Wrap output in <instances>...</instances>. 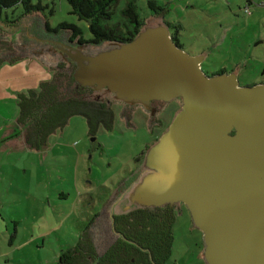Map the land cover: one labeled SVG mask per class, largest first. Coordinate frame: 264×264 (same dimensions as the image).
<instances>
[{
	"label": "rangeland",
	"instance_id": "374dc122",
	"mask_svg": "<svg viewBox=\"0 0 264 264\" xmlns=\"http://www.w3.org/2000/svg\"><path fill=\"white\" fill-rule=\"evenodd\" d=\"M37 1L33 0L34 3ZM41 1L48 7L43 15L32 16L34 23L38 20L43 26L45 20L55 28L67 21L81 26L85 38L91 37L88 23L71 13L67 0ZM158 2L167 5L164 16H159L166 22L182 25L178 38L183 49L191 55L207 53L202 68L209 75L226 69L237 74L240 85L264 81V0ZM119 3L123 6L125 0ZM138 7L142 17L148 19L152 16L154 9L148 0H138ZM23 10L22 5L8 9L7 22L13 24L12 21L19 20ZM119 14L116 13L114 18ZM30 16L21 17L17 29L0 21V56L20 55L17 51L23 47L20 34L35 35L34 31L31 33L26 29L32 24ZM43 29L56 35L48 32L45 25ZM170 30L175 31L173 27ZM58 35L68 37L70 32ZM107 45L104 43L102 49ZM88 46L93 50L97 48ZM8 52L14 53L7 56ZM42 59L49 68L54 67V60L44 56ZM61 81L65 87L66 83ZM40 87L39 84L36 90L40 91ZM15 95L0 102V126L10 125L16 115L19 117L20 107ZM92 97L100 100L95 92ZM104 102L110 104L115 114L112 129L101 125L92 136L87 131L86 118L75 115L69 120L64 136L51 137L42 145V148L50 145L51 151L22 150L14 143L6 149L1 147L3 142L0 141V264H56L63 252L86 242L98 246L97 256L106 251L105 234H99L98 226L89 230L88 226L98 213L105 211L107 204L104 200L118 189L117 175L121 173V177L127 179L137 170L135 167L139 165L146 146L167 130L179 110H175L178 109L175 102L165 106L159 116L165 124L158 128L141 106L132 110L131 124L126 121L124 103L108 102L107 99ZM4 111H7L5 116ZM23 131L26 135L27 129L23 127ZM61 140L66 142L62 145ZM80 152H86L87 156L82 155L80 159ZM89 156L92 158L87 160ZM86 163H89L88 171ZM78 166L80 178L75 186L74 174ZM87 177L93 185L86 188ZM68 187V197L59 198L60 192L63 189L68 191ZM173 232L174 247L167 264H207L203 257L204 235L193 223L189 209L178 211Z\"/></svg>",
	"mask_w": 264,
	"mask_h": 264
},
{
	"label": "water",
	"instance_id": "95a60500",
	"mask_svg": "<svg viewBox=\"0 0 264 264\" xmlns=\"http://www.w3.org/2000/svg\"><path fill=\"white\" fill-rule=\"evenodd\" d=\"M79 44L76 54L67 46L74 77L100 100L181 105L107 205L126 212L183 203L203 232L207 264H264V82L240 85L233 71L209 75L206 53L185 51L158 15L130 41L106 42L93 54Z\"/></svg>",
	"mask_w": 264,
	"mask_h": 264
},
{
	"label": "trees",
	"instance_id": "16d2710c",
	"mask_svg": "<svg viewBox=\"0 0 264 264\" xmlns=\"http://www.w3.org/2000/svg\"><path fill=\"white\" fill-rule=\"evenodd\" d=\"M67 1L71 6V13L88 23L91 37L85 38L81 26L67 21L59 23L55 28L49 22H45V20L43 25H45L48 32L55 34L69 31L70 38L78 40L79 43L87 42L102 45L106 42L130 41L146 24L147 17L141 16L138 0H125L123 6H120L119 2L121 0ZM148 3L154 9L151 12L152 15L164 16L167 8L166 4L161 5L158 0H148ZM19 5H22L24 9L19 19L31 14L43 15L48 7V4H44L41 0L36 3L33 0H0V21L6 22L8 20L7 10ZM117 5L118 9L116 8ZM53 11L52 8L51 12ZM119 12L118 18L115 19V14ZM166 23L169 27L174 28L175 31H171V34L175 42L180 47H183V43L178 38L182 25L180 23ZM220 72H228V70L221 69L212 73V75ZM58 76L61 77V75ZM40 86V91L29 89L28 94L23 93L18 96L20 114L17 124L18 127L27 129L25 141L32 148L41 149L42 145L48 141L50 135L56 130L64 128L75 115H83L86 118L90 135H95L101 125L113 128L115 114L107 102L87 98L84 94L82 95L81 88L79 90L76 88L64 89V84L55 74L52 79L41 82ZM90 90L91 92L96 91L94 88ZM142 213L146 215V213ZM131 238L136 244L151 248L153 260L156 262L162 258H166L168 261L171 257L174 247L173 229H167L161 236L151 237L150 239L139 235H133ZM86 244L80 243L72 249L63 252L56 264H90V259L95 260L96 264H139V261L153 264L151 260H148L147 253L140 255L141 258L139 259L136 256L137 253L132 250V245L122 239L117 240L100 256L92 255L91 252L95 249L93 247L90 249L84 248ZM88 250H91V252ZM133 257L136 260L133 261Z\"/></svg>",
	"mask_w": 264,
	"mask_h": 264
},
{
	"label": "flooded vegetation",
	"instance_id": "af4514ba",
	"mask_svg": "<svg viewBox=\"0 0 264 264\" xmlns=\"http://www.w3.org/2000/svg\"><path fill=\"white\" fill-rule=\"evenodd\" d=\"M35 15L36 14H31L30 18H31L32 24L26 28L31 33H33L34 31L35 35H29L27 33H24L22 35L21 33L20 34V37H21L20 44H23V47L25 49H23V47L20 46L22 49L19 48V50L23 51V53L30 52L36 55H41L42 57L44 56V58H50L54 60L55 61V64H53L54 67L51 68L52 75L54 76L55 74V76L58 77V79L64 80V82L66 83L64 89L76 88L77 90H79L81 88L80 90H81L82 95L84 94V96H86L87 98H93L92 94L94 91L91 92L90 90V89L93 90V88L91 86L81 85L75 79L74 71L77 68V62L71 57L70 54L67 53V50H68L67 46L68 47L74 46L73 54H76L75 49H78L80 47L78 40L76 39L72 40L70 36L61 37L58 34L50 35L46 33L43 29L44 25L41 26V23H39L38 20H36L34 23L32 16L35 17ZM7 21H9V19L6 20V22ZM12 22L13 24H10L8 22L7 23L8 25H11L13 26V28L15 27L17 29L20 25V19L16 21L14 20ZM31 37H34V38L31 39ZM81 44L84 45L83 52L89 53V54H93L96 51L101 50L102 45H103V44L96 45L99 48L97 47L95 50H93L92 48L88 46V44L90 46L93 45L92 43L85 42ZM58 75H61V77H59ZM103 99L106 100L107 98L104 97ZM170 102H175V104L178 105V109H175L178 111L181 106L180 102H178L177 100H172ZM170 102L166 103L163 100H154L151 102V105L149 106V108L144 109L149 115L150 119L154 121V123L157 125L158 128L162 126L163 124H165V120L162 118H159V116L162 110L165 108V106H167ZM124 105H125L124 113H127L125 114L126 121L128 123H131L130 120L132 118V110L135 108V106H130L128 104H124ZM162 127H164V125ZM163 132H161V134ZM160 135H158L155 141L159 138ZM149 146L150 144L146 146V150L144 151V154H142L139 165L141 164V162H143L145 153ZM139 165L135 167V169L137 168V170L134 171L131 174V176L134 173L136 174L139 172L140 166H141ZM122 175L123 174L121 173L120 175H117V177H119L118 179L119 182L118 181L116 182L119 183L120 187L122 186V184H124V181L126 180V179H123L124 177H121ZM104 201L106 202V200ZM183 209L187 210L188 208L186 207L185 204L180 203V204H174V205L166 204V205L158 206V207H135V208H131L130 210L126 212H118L114 210L112 214H106L103 211L101 214L97 215L94 222L90 223V225L88 226V230L92 228L94 229V227L97 228L98 226L99 234L102 236L105 234V236L107 237V242H108L106 244L107 245L106 251L117 240L122 239L125 242H128L130 245H132L131 248L137 253L136 256L139 259L141 258L140 255L147 253L148 260H151L153 264H166V261H167L166 258H162L158 262L154 261L152 257V254H153L152 249L136 244L131 238V236L133 235L134 236H137V235L145 236L147 239H150L151 237L161 236L165 230L173 229V225L175 224L176 215L178 214V211H181ZM137 211L139 212L137 213ZM142 212L146 213V215H144ZM92 247L95 250L93 252H91V250L90 251L88 250V251L91 252L92 255L96 256L98 252L97 250L98 246L95 247L93 245L90 246L88 244L84 246V248H87V249H90ZM92 255L90 254V256ZM132 260L134 261L136 260V258L133 257ZM92 262H96V261L93 259L92 260L90 259V263ZM139 264H148V262L143 263L139 261Z\"/></svg>",
	"mask_w": 264,
	"mask_h": 264
},
{
	"label": "crops",
	"instance_id": "0c3cea01",
	"mask_svg": "<svg viewBox=\"0 0 264 264\" xmlns=\"http://www.w3.org/2000/svg\"><path fill=\"white\" fill-rule=\"evenodd\" d=\"M17 51L20 54L19 56H16L17 54L9 55L14 52H8L6 54L7 56L9 55L7 58L0 56V60H2L3 62L2 64L0 63V102L4 99L13 97L14 94H17L15 95L16 97L23 93L28 94L29 89H36L41 82L51 79V76H52L51 68H49L46 61L42 59L43 57L41 55H36L30 52L23 53V51H20L18 49ZM26 90H27V93H26ZM6 113L7 111H4L2 114L5 116ZM15 113H16V109H15ZM17 117L18 115H16L13 118V121L10 122L11 123L10 125L5 124L4 126H0V141L3 142V145L1 147L8 149L6 146H13L12 143H14L15 146H17L16 148H22V150L24 149H29L33 151L35 150L40 153L49 151L50 145L48 144L42 149H34L31 146H29V144L25 141V134H24L23 128L18 127ZM67 125L62 129L56 130L54 132L55 134L54 133L53 135L51 134L49 139L51 137H56L57 139V136H60V135L64 136ZM87 127L89 129V126ZM87 131L89 132V130ZM65 142L66 141L63 142L61 140L60 143L63 145ZM60 143L59 145H61ZM68 143L73 144L74 142H68ZM82 155L83 157H86L87 153L80 152L79 154L80 159ZM91 158L92 156H89V159L87 160H90ZM86 164H87V171H88L89 163H86ZM89 169L91 171L93 170L90 167ZM79 171L80 170L78 166L77 169H75L76 173L74 174L76 176L74 178L75 179L74 181L76 182L75 186H77L78 179L80 178ZM85 183H86V188H87V185H93V181L88 177L87 179H85ZM69 188L70 187H68V191H65L63 189L59 194V198H67L68 195L70 194ZM114 192H112L111 195ZM111 197L112 196H110V198L106 200L105 202L106 204L109 200H111ZM111 203L107 205L104 211L106 214H112L115 208L117 207V204H115L114 206L113 201Z\"/></svg>",
	"mask_w": 264,
	"mask_h": 264
}]
</instances>
